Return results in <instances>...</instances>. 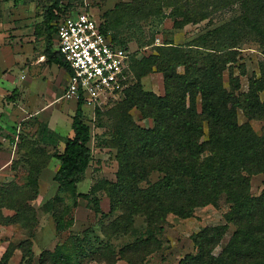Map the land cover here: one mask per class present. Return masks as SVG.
I'll use <instances>...</instances> for the list:
<instances>
[{"label":"rangeland","instance_id":"obj_1","mask_svg":"<svg viewBox=\"0 0 264 264\" xmlns=\"http://www.w3.org/2000/svg\"><path fill=\"white\" fill-rule=\"evenodd\" d=\"M56 1L59 5L54 15L59 19L90 13L109 36L126 47L133 57L130 66L128 63L127 88L100 107L83 108V121L90 129L92 161L85 174L77 178L74 194L71 189L57 194L53 178L58 162L53 155L62 151L71 135L76 104L63 98L66 75L44 56L48 38L44 13L55 0H0V259L9 245L20 246L8 264H25L22 248L30 247L31 264H39L44 251L64 246L70 264H178L195 253L196 234L228 225L215 247L214 254H218L235 229L225 219L229 205L198 208L194 217L186 220L169 215L158 235L162 249L154 252V244L137 250L126 248L147 237L144 218L136 216L131 230L123 234L112 224L120 215L118 210L96 216L76 194L98 197L102 211L108 214L105 182L116 181L121 139L134 141L136 128L152 127V120L133 106V90L138 86L143 93L165 95L164 74L155 67L146 76L137 77L144 59L172 45L191 60L186 68L198 69L204 58L231 50L236 62L227 65L224 86L235 96L246 94L251 81L264 82V16L251 15L257 7L245 0ZM216 30L221 34H213ZM184 70L175 66L177 74ZM229 73L238 79L237 91L229 84ZM197 77L200 73L193 71L190 79ZM259 98L264 102V93ZM236 118L239 124L247 121L241 109H237ZM250 125L255 134L264 132V120H250ZM160 177L151 172L146 180L153 183ZM263 188L261 176L252 179L253 195ZM56 195L59 198L54 200ZM55 217L62 219L63 230L55 229ZM52 262L48 259L46 264Z\"/></svg>","mask_w":264,"mask_h":264},{"label":"trees","instance_id":"obj_2","mask_svg":"<svg viewBox=\"0 0 264 264\" xmlns=\"http://www.w3.org/2000/svg\"><path fill=\"white\" fill-rule=\"evenodd\" d=\"M245 1L257 7L251 15L264 16V0ZM58 5L55 0L44 13L43 26L48 35L44 56L47 63L69 75L67 63L54 51L53 45L52 36L55 37L59 20L54 10ZM174 24L177 25V21ZM254 25L257 28L258 22L254 21ZM100 30L108 35L101 25ZM213 34L220 35L221 31ZM110 38L126 49L114 37ZM165 48L168 49H161L157 56L144 59L138 69V78L146 76L153 67L163 73L165 95L143 93L138 86L133 90V106L143 117L152 120V127L136 128L134 141L121 139L123 147L119 148L117 156L116 181L105 182L108 214L102 211L98 197L83 193H77L76 197L85 200L96 216L112 215L118 210L120 215L112 224L123 234L131 230L136 216L144 218L147 237L138 245L126 248L137 250L142 245L147 248L154 244V252L162 249L158 235L163 232L169 215L186 220L193 218L198 208L229 205L225 219L235 229L226 246L214 254L228 225L203 229L193 237L195 253L185 256L178 264H264V188L258 195L251 192L253 178L261 176L264 180V132L257 135L250 125V120H264V102L259 98V94L264 93V82L253 80L248 93L235 96L223 82L227 65L236 62L231 50L204 58L203 66L195 69L186 68V64L192 62L181 49L172 45ZM132 59L131 55L129 66ZM175 66H183L184 73L177 74ZM193 71L199 72L200 77L190 79ZM228 76L229 84L237 91L238 79L231 73ZM83 108L81 102L76 104L71 135L65 140L62 151L53 155L58 162L53 178L57 194L69 189L74 194L77 178L85 174L92 161L88 147L90 129L83 121ZM237 109L247 118L244 124L237 122ZM151 172L161 177L150 183L146 179ZM35 182L33 180L36 192ZM58 198L56 195L54 200ZM54 220L55 229L63 230L62 219L55 217ZM17 248L9 245L0 264H8ZM126 248L120 251L121 255ZM22 252L25 264H31L30 247L22 248ZM65 252L64 246H57L53 251L40 254L38 262L46 264L52 259V264L58 261L70 264L71 257Z\"/></svg>","mask_w":264,"mask_h":264},{"label":"built area","instance_id":"obj_3","mask_svg":"<svg viewBox=\"0 0 264 264\" xmlns=\"http://www.w3.org/2000/svg\"><path fill=\"white\" fill-rule=\"evenodd\" d=\"M53 45L71 71L65 100L94 109L127 88L130 54L101 32L92 14L81 12L59 19Z\"/></svg>","mask_w":264,"mask_h":264},{"label":"crops","instance_id":"obj_4","mask_svg":"<svg viewBox=\"0 0 264 264\" xmlns=\"http://www.w3.org/2000/svg\"><path fill=\"white\" fill-rule=\"evenodd\" d=\"M2 50H4V49H2ZM7 51V49H5V52ZM45 60H46V58H45ZM62 71H63V73L66 75V77H67V83H68V74L62 69ZM67 85V84H66ZM76 108V107H75Z\"/></svg>","mask_w":264,"mask_h":264}]
</instances>
